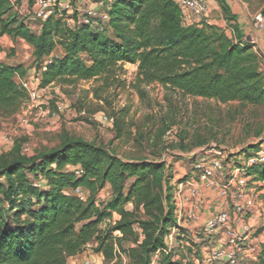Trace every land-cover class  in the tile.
I'll use <instances>...</instances> for the list:
<instances>
[{"label": "rangeland", "instance_id": "374dc122", "mask_svg": "<svg viewBox=\"0 0 264 264\" xmlns=\"http://www.w3.org/2000/svg\"><path fill=\"white\" fill-rule=\"evenodd\" d=\"M28 2L33 8V0ZM60 2L70 5V10L63 7L56 9L57 17H62L68 26L74 28L89 20L94 29L105 30L114 37L109 20L100 18L101 14L109 17L110 2L57 0V3ZM207 5L213 26H205L208 27V33L216 35L215 45L235 44L248 49V67L257 74L250 83H255L262 93L259 98L252 96L248 101L222 102L186 96L159 83H139L138 66L127 63L122 70L117 71L118 77H112L107 83L104 78L55 83L39 94L36 101L29 99L16 114L0 117V166L6 160L12 161L19 156L35 159L62 147L67 139H82L104 147L111 155L129 163L147 162L164 166L163 170L148 177L146 191H134L128 203L122 205L119 211L112 212L111 217L99 225V230L105 231L123 220L134 223L133 232L129 234L112 233L114 257L109 260L104 257V260L95 264H142L144 246L150 241L148 237L157 233L156 225L155 228L143 226V222L155 223L157 219H163V213L158 210V206L151 205V201L154 197H161L166 205V196L170 197L174 207L175 221L164 239L167 248L151 256V264H161L163 258L169 256L183 264H206L204 259L211 246H214V242L209 244L213 239L207 238L202 243H196L194 233L201 227V217L197 220L188 219L186 212L190 210V194L194 189L200 191L199 195L211 193L220 198L219 190L204 189L198 182L195 165L205 154L211 159L216 157L223 161L227 176L232 177L231 174L237 168L244 169L236 183L244 184L245 190L254 197L255 205L259 207L260 215L254 219L255 222L264 218V194L261 193L264 191V181L258 180V176H248L246 171L249 167L244 164L251 157L249 155L264 146V62L259 53L253 52L254 45L246 39L247 34H242V25H246L248 33H259L264 37V26L256 25V19L260 16L264 22V0H207ZM94 9L96 16L89 14ZM32 12L30 9L31 14L26 12L24 16L29 19ZM35 23L30 21L29 24L38 31ZM118 23L123 27L130 26L126 19ZM182 25L197 26V22L192 18L182 19ZM77 168L81 166L69 163L59 169L55 164L43 173L39 172V181L28 171H23L33 181L35 188L41 191L22 193L17 198L20 209L36 208L34 205L38 202L39 193L55 191L58 173L68 170L75 172ZM51 170L54 173L48 175ZM15 177L19 180L18 176ZM134 181H129L127 193ZM227 184V179H219L220 186ZM6 186L7 179H1L0 229L8 221V206L2 203V192ZM83 191L88 195V201L91 192L87 189ZM63 192L76 196L69 187ZM112 197V186L107 184L96 196L97 206L103 209ZM186 197L190 199L188 204ZM202 207L204 209V205L196 211L197 214L203 211ZM253 216H257V211L250 209L248 218ZM179 218L182 219L183 227L173 234L172 226L179 224ZM254 231L257 239L260 229L255 226ZM88 249L93 250V247L89 245Z\"/></svg>", "mask_w": 264, "mask_h": 264}, {"label": "trees", "instance_id": "16d2710c", "mask_svg": "<svg viewBox=\"0 0 264 264\" xmlns=\"http://www.w3.org/2000/svg\"><path fill=\"white\" fill-rule=\"evenodd\" d=\"M105 1L110 2L108 24L113 28L114 37L105 30L94 29L91 22L69 27L57 16L40 21L41 29L36 33L25 19L13 12L8 0H0V36L7 34L22 39L34 48L33 68L41 74L39 89L55 83L101 78L107 83L112 77L117 78V71L128 63L138 66L139 83H159L186 96L222 102L248 101L252 96H262L256 84L250 83L257 74L248 67V49L235 44L216 46V35L208 33L205 25L184 27L182 9L176 0ZM122 19L130 26L118 23ZM58 47L63 54L49 62ZM23 69L22 65L0 64V117L16 114L29 101L27 90L15 79L17 74L25 76ZM69 163L80 165L83 174L78 177L69 170L56 173L55 191L39 193L36 208L20 209L17 198L22 193L40 190L23 171L39 181V174L47 168L57 164L62 169ZM0 167V180L7 179L2 203L8 206V221L0 229V264H69L70 258L83 254L89 245L95 254H102L107 260L113 258L112 233L129 234L134 223L123 220L105 231L99 230V225L128 203L134 191H146L148 177L164 168L154 163L123 161L104 147L82 139H67L62 147L35 159L19 156L6 160ZM246 172L264 181V163L252 165ZM52 173L51 170L47 174ZM132 179L135 181L127 193ZM107 184L112 186L113 197L101 209L96 196ZM67 187L87 189L91 195L83 202L65 194L63 189ZM164 201L166 205L161 197L151 201L163 213V219L143 222V226L155 228L156 225L157 233L148 237L142 264H151V256L167 248L164 239L175 220L170 197L166 196ZM161 264L183 262L169 256ZM255 264H264V245Z\"/></svg>", "mask_w": 264, "mask_h": 264}, {"label": "built area", "instance_id": "2783aa9c", "mask_svg": "<svg viewBox=\"0 0 264 264\" xmlns=\"http://www.w3.org/2000/svg\"><path fill=\"white\" fill-rule=\"evenodd\" d=\"M182 9L184 20L197 22V26H213L209 20V8L207 0H176ZM63 7L70 10V5L57 3V0H33V10L36 19L43 22L50 17L58 16L56 9ZM96 10H92L89 14L96 16ZM100 18L104 21L109 20L107 14H101ZM85 23L89 24L87 20ZM256 25L259 27L264 26L262 17L256 19ZM70 27V26H69ZM28 92L29 99L36 101L39 99V91L43 89L32 88L30 82L23 80L20 83ZM39 85V83H38ZM264 163V148L253 154L248 160L246 166L250 167L256 164ZM198 172V182L204 189L219 190L220 195V209L219 211L201 224L199 230L195 234V242L202 243L205 239H213L209 244L214 242V246L208 250L205 257L206 264H255L259 261L262 251L261 246L257 242L253 225H247L248 211L254 208L255 199L247 193L243 183L237 185L236 179L238 175L244 170L237 168L231 174L232 177L227 176V169L225 163L218 158H212L204 155L195 165ZM75 175L80 177L83 174L81 168L75 170ZM219 179H227L228 184L225 186L219 185ZM83 188L75 189L76 196L83 202L87 201L88 195L85 194ZM198 190L194 189L190 196L192 202L186 197V204L190 203V210L187 212V218L192 220L199 219V213L196 211L200 209L198 198L200 197ZM179 207V206H178ZM189 207V206H188ZM181 209V207H180ZM182 212V209L180 213ZM181 218L178 219V225H175V231L183 227L181 225ZM184 223V221H183ZM243 231L238 228L243 227ZM92 264V263H87Z\"/></svg>", "mask_w": 264, "mask_h": 264}, {"label": "crops", "instance_id": "0c3cea01", "mask_svg": "<svg viewBox=\"0 0 264 264\" xmlns=\"http://www.w3.org/2000/svg\"><path fill=\"white\" fill-rule=\"evenodd\" d=\"M11 6L13 7V12L18 13L21 18L25 19L26 24L32 29L31 25L29 24L30 21H35L38 31H35L36 33L40 32L41 26L40 21L36 19L34 12L31 15L29 19H27L24 14L26 12L28 14L33 10L32 6L29 4L28 0H8ZM34 11V10H33ZM24 16V17H23ZM244 24V23H242ZM241 24V25H242ZM243 32L242 34H247L246 39L249 40L254 46L252 47L253 52L259 53V56L261 59H263L264 62V37L263 34H257V33H248V29L246 28V25H242ZM35 28V27H34ZM1 29V27H0ZM245 29V30H244ZM58 53V54H57ZM63 54L62 48L58 47L49 58V62L56 57H59ZM84 56V55H83ZM35 62L34 57V48L29 45L27 42H25L22 39H14L9 35L0 36V64H5L11 67L16 66H24L23 71L26 73L24 77H21L20 75H16L15 79L17 83H21V81L26 80L30 82V86L34 89L37 88L38 83L41 80V74L36 71L35 68H33ZM48 89V88H47ZM45 89L40 90L39 94H42ZM264 148L262 146L260 149ZM264 194V191L261 192ZM198 202L201 205H204V209L202 207V210L199 215L201 217V224L204 223L207 219L214 216L220 209V198L214 197L211 193H204L200 195L198 198ZM257 211V216H253L252 218H249L247 221V225H253L257 226L258 229H260V233L257 235V242L261 246V248L264 245V218L263 219H257L258 221L255 222V218L260 215V210L258 206H255L251 210ZM254 220V221H253ZM257 223V225H255ZM244 226L238 228V230L241 232L243 231ZM104 260V256L102 254H95L93 250L87 249L83 254L78 255L76 257L69 259V264H87L92 263L95 264L97 261Z\"/></svg>", "mask_w": 264, "mask_h": 264}]
</instances>
